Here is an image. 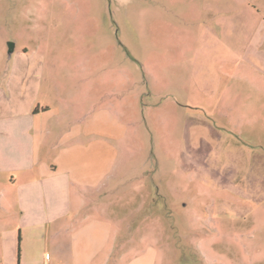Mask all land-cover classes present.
<instances>
[{"label": "rangeland", "instance_id": "1", "mask_svg": "<svg viewBox=\"0 0 264 264\" xmlns=\"http://www.w3.org/2000/svg\"><path fill=\"white\" fill-rule=\"evenodd\" d=\"M192 7L0 0V132L11 134V114L51 108L35 129L50 139L32 174L55 163L70 188L45 190L82 201L71 231L22 250L21 180L0 173V264H264V55L243 56L249 35L239 33L233 55L206 71ZM20 76L22 90L9 91ZM78 113L99 137L65 138L84 124Z\"/></svg>", "mask_w": 264, "mask_h": 264}, {"label": "crops", "instance_id": "2", "mask_svg": "<svg viewBox=\"0 0 264 264\" xmlns=\"http://www.w3.org/2000/svg\"><path fill=\"white\" fill-rule=\"evenodd\" d=\"M183 1L169 0V3L175 4ZM188 2L190 5H194L188 12L190 21L192 20L194 24L200 26L198 44L203 56L198 62L206 71L210 70L209 66L212 64L215 55L218 58L222 54L226 58L233 55L237 49L239 33L249 35L248 42L242 49L243 56L246 57L249 53L255 54L259 52L258 49H260L259 53L264 55V0H188ZM173 14L182 16L183 12L179 13L173 10ZM24 80L21 76L18 77L16 81L7 83V89L13 91V86L18 84L19 90H22ZM34 105L31 106L30 111L11 114L6 118L7 128L11 134L6 131L0 132L7 137L5 143L2 144L0 141V146L2 145L8 150L11 161L5 167L0 166V173L5 172L12 175L11 183L15 187L21 180V185L17 189L18 194L16 193V201L18 208L17 224L21 230L22 250L23 246L27 249L25 247L27 243L39 244L47 236L58 238L61 232L58 230L60 228H64L63 233L67 234L78 223L77 218L82 206L80 196H77L78 193H73L72 199L69 190L66 193L62 191L59 198L55 199L52 189L49 188L48 192L45 190L46 182L48 185L51 182L59 184L65 179L70 188L71 172L63 170L64 168L59 171L54 163L51 170L46 169L37 175L32 174V171L38 167L36 147L41 148L50 139V133H47L46 138L42 131L38 133L35 129L40 128L43 122H46L51 111V108L47 107H39L35 111ZM76 117H79L77 121L83 120L84 124L81 128L66 135L67 140L77 141L81 139L91 142L94 136L99 137L97 136L99 134L92 129L94 124L91 119H83L84 116H80L79 113L76 114ZM16 119L26 122L22 131H12L11 123H14ZM65 156L63 160L67 159V155ZM24 157L26 164L23 165L22 159ZM68 161L70 162L69 157ZM74 161L75 157L71 163ZM69 166L71 167V165ZM48 194L52 200L49 204L46 202ZM47 227H49L48 231Z\"/></svg>", "mask_w": 264, "mask_h": 264}, {"label": "water", "instance_id": "3", "mask_svg": "<svg viewBox=\"0 0 264 264\" xmlns=\"http://www.w3.org/2000/svg\"><path fill=\"white\" fill-rule=\"evenodd\" d=\"M13 47L14 45L12 43H9L8 44V56L10 57V55L12 54L13 52Z\"/></svg>", "mask_w": 264, "mask_h": 264}]
</instances>
